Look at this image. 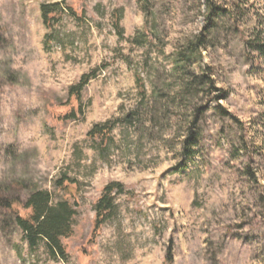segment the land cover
<instances>
[{"label":"rangeland","instance_id":"374dc122","mask_svg":"<svg viewBox=\"0 0 264 264\" xmlns=\"http://www.w3.org/2000/svg\"><path fill=\"white\" fill-rule=\"evenodd\" d=\"M53 4L66 9L48 29ZM259 45L264 0H0V184L77 209L67 261L0 215V264H264ZM93 72L84 115L59 119ZM107 123L108 143L88 137ZM191 129L197 155L181 170ZM63 175L71 195L54 186ZM111 182L125 193L93 240Z\"/></svg>","mask_w":264,"mask_h":264},{"label":"trees","instance_id":"16d2710c","mask_svg":"<svg viewBox=\"0 0 264 264\" xmlns=\"http://www.w3.org/2000/svg\"><path fill=\"white\" fill-rule=\"evenodd\" d=\"M65 9L60 4L43 5L42 17L45 26L51 29L54 21L60 19ZM257 49L264 53V45H259ZM184 61H187V59ZM95 76L96 72L84 75L78 84L70 88L69 100H74L77 107L73 106L69 112L60 116L59 119L65 121L78 120L84 115L82 93ZM138 79L140 81V78ZM205 79H208V81H205ZM199 80L200 85H209L210 78L203 76ZM140 89L141 93H144V84H141ZM113 129L114 124L111 123L96 125L91 129L88 137L93 140L100 139L106 144L111 140ZM197 146L198 134L191 129L190 134L182 143L181 157L183 161L179 165L181 170L187 169L188 163L194 160L197 155ZM54 186L64 194L71 195L77 189L78 181L63 175L54 182ZM23 188L24 185L22 183H17V185L12 187V190L20 191ZM8 190L4 185L0 184V215L11 218V221L21 229L31 248H36L43 242L51 258L67 261L69 254L63 240L70 238L74 234L73 222L77 215L75 203L68 199L54 203L49 192L37 188H33L26 199H23L18 194L9 195ZM122 193H125L124 185L118 182H111L103 188L95 206L93 240L100 233L105 223L112 217L116 210L115 197L117 194Z\"/></svg>","mask_w":264,"mask_h":264}]
</instances>
